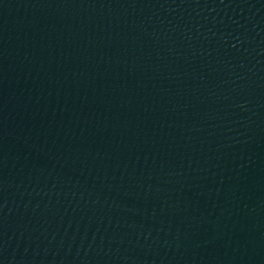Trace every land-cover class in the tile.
Masks as SVG:
<instances>
[{"label": "water", "instance_id": "1", "mask_svg": "<svg viewBox=\"0 0 264 264\" xmlns=\"http://www.w3.org/2000/svg\"><path fill=\"white\" fill-rule=\"evenodd\" d=\"M0 264H264V0H0Z\"/></svg>", "mask_w": 264, "mask_h": 264}]
</instances>
